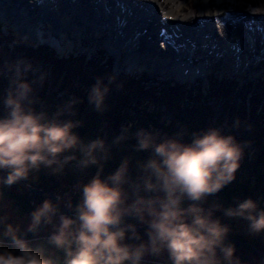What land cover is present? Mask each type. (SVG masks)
Wrapping results in <instances>:
<instances>
[{"label": "clouds", "instance_id": "9594fccd", "mask_svg": "<svg viewBox=\"0 0 264 264\" xmlns=\"http://www.w3.org/2000/svg\"><path fill=\"white\" fill-rule=\"evenodd\" d=\"M252 10L264 11V0ZM0 81V264H243L227 220L264 233L256 198L234 197L227 206L213 199L235 180L249 143L236 134L240 117L171 131L128 121L110 139L88 138L80 132L82 98L49 102L41 94L47 73L28 58L0 60ZM116 82L109 74L90 85L94 112L108 111ZM41 172L77 179L35 204L26 223L14 221L3 189Z\"/></svg>", "mask_w": 264, "mask_h": 264}, {"label": "rangeland", "instance_id": "374dc122", "mask_svg": "<svg viewBox=\"0 0 264 264\" xmlns=\"http://www.w3.org/2000/svg\"><path fill=\"white\" fill-rule=\"evenodd\" d=\"M246 1H248V0H246ZM253 1H255L256 4L258 6H260V0H253ZM186 2L191 3V5H192V3L193 4L195 3L194 0H186ZM240 2H243V0H238V4ZM8 5H9V3L6 4V6H8ZM6 6H4V7L6 8ZM24 7H26L25 10L28 11V9H30L29 3H26L24 5ZM8 10H10V6L8 7V9L6 8V10H4V8L0 9V39H2V40H0L1 41V43H0V48H1L0 49V59H2L1 58L2 55L7 56V54H10L9 53L10 50H7L6 47L9 46V48H10L11 43L14 40H16V41L20 40L19 42H16V44L14 45L15 46L14 49L15 48L17 49L15 58H19V57L27 58L26 54L23 53V50H24L23 48H24V44H26V41H28V46L30 47V49L39 55L38 58H35L36 57L35 55L34 56L29 55L28 59L32 61V59L35 58V61L34 62L32 61L34 63V65L38 69L45 71L47 73V82H46V85L44 86V88L42 89L41 94L49 102H52V103H54L58 99L66 96L68 94H75V95L81 97L82 102L79 105V109H80V114H81L82 118L85 120L84 127H82L80 129V132L82 135H84L88 138H93L96 135H103L106 139H110L115 134H117L120 130V126L114 127L112 124L111 118L106 117V115L104 113L98 114V113L94 112L92 110L91 106L87 103L86 95H85V94H87V91L85 93L84 87H86L88 89L90 87V85L95 81V79L90 78L89 74H87V72H85L84 74H81L78 70L79 65H78L77 61H75L73 63V67L68 65V63H66V61L68 59H66V61L64 60L60 67L57 66V68L61 69L62 72L58 77L55 76L53 78V74H58L57 68L53 66V65H55V63L52 64L49 61L45 62L48 60V59H46L47 54L45 53L44 49L41 47H38L34 41L32 42L29 39H26V40L21 39V38H23V36H21L22 34H19L15 31L16 30L15 26L9 25V23H10L9 17L10 16L6 15L8 13L7 12ZM72 19H74V20L72 21L71 24H68L69 23L68 21L66 23L68 24V27H72V24L74 25L73 26L74 28L71 29L73 32L70 34L68 32L66 36L70 40H73L74 44L80 45L81 47L75 48L74 50L69 49L70 54L71 53L78 54V51H79V52L87 55V57H89V58L91 57L90 58L91 60L92 59L93 60L100 59L99 57L103 58V55L105 57L106 55L109 54V52L107 50L99 51V49H98V48H100V49L103 48L105 38L108 35L101 37V39H97L95 37H97V35H99L102 32L96 31V36L95 37L91 36L89 38L90 34H88L86 32L87 38L84 39L83 36H81V34H78L80 29L77 28V26L75 25V21L77 20V18H70V20H72ZM180 25H181V23H180ZM60 29H62V28H60ZM7 30L9 31L8 34H7ZM51 35H53V37L56 40L57 39L61 40V38H57L54 34H51ZM6 36H7V38H9L11 40V42L8 41V43H6V46H5L2 44V41H4V38ZM79 39L82 40L81 44H79V42H78ZM22 41H24V42L22 43ZM252 45H253V47H252ZM44 46H46V45H44ZM241 46L245 48V50H244L245 53H242L243 54L242 55L243 63H241V66L243 65V67L238 68V67L233 66V68H232V65H233L232 60L233 59L231 57L227 56L226 59L220 60L219 63L217 64V66H215V67L211 66V70H210L211 72L210 73L208 72V81L204 80L203 82L199 81V82H194L192 84H189V83L181 84L179 82H175L176 79L172 80V78H171V80H167V82L168 83L171 82V83L176 84L173 88L169 87L167 85L166 81H164V82L159 81L157 83L159 85L156 88H152V87L147 86V84L151 83V82L156 84V82H154L153 80H156L155 79L156 75H160V73H161V72L157 71V72H159L158 74L154 73L153 75H150V73H152V72H150L149 74L145 73L142 75H138L139 77L143 76V78H142V79H144V83L142 86L143 89L135 88V87H132L130 89L127 78L125 76H122V75H116L117 70L121 69V67H122L121 64L123 63V58L125 55H123L122 60H120L119 63H117L114 67H112V62H113V60H116V58H113V56H111L112 59L108 61L109 65H108L107 70L110 71L111 74L113 73L116 75L117 82L115 85H113V88H112V91L108 97V100H112V99H115L116 97H118L120 91H124L127 89L132 90L135 94L137 93L141 96V97H139V99H137L138 103L136 104L137 108L140 110L141 113L143 111L144 112H147V111L153 112V110H158L157 113L159 114L158 119L160 120V122H163L165 124H167L168 122H173L174 126H178L180 124V122L184 120V118H187V115H191L195 119L199 118L202 121H204L205 123L213 122L214 121L213 119H215L217 116H219V114L222 115L221 117L224 118L225 120H227L229 123H232V121L236 117H240L243 121H245V120L249 119V116H248L249 113L247 114L246 111H243V108H245V106L250 108L251 104H249V102L252 99H256V100L259 99L260 101L258 104H260V105L258 107V110H256L255 112H254V110L251 111L252 115H251L250 119L255 121L256 119L261 118L262 119L261 121H264V109L262 112L259 111L260 108H262V105L264 104V89H263L264 88V46H262V47L258 46V45L255 46L252 40L246 41L245 45L242 44ZM48 49H49V51L54 52L55 55H58L59 57H61V55L69 54V53L66 54V52L65 53L59 52L58 50H57V52L55 50L52 51L51 48H48ZM113 52L115 53L116 57H118V56L121 57L119 50L116 52L113 50ZM89 53H92V55H90ZM63 57L64 56H62L61 58H63ZM241 60H242V58H241ZM260 60H262V61H260ZM259 61H260V63H259ZM240 62H242V61H240ZM118 65L121 67L119 68ZM116 66H118L119 69H117ZM234 68H235V70L239 69V71L238 70L234 71L233 70ZM156 70H158V69H156ZM72 71L74 74L72 73ZM80 74H81V76H80ZM135 74H139V73H135ZM135 74H133V75H135ZM216 75H218L219 79H221L220 77H227V79L229 78V79H231V81H230V83H225L223 86L224 87L223 89H220L219 87L217 88V84H216L217 81L215 79ZM163 76H159V77L163 78V79L169 78L168 75H163ZM257 77L259 78V82L261 83V86L256 81ZM252 81H254V82L251 83ZM62 84L65 86V89L60 87ZM262 85H263V87H262ZM3 87H4V81H0V89H2ZM59 87L61 88V91L58 90ZM77 87H78V89H76ZM72 88L75 89L74 92L71 91ZM154 89L155 90H157V89L164 90L162 92V94L167 93L168 95L165 97H163V96L159 97V95L157 93L155 96L148 95V92H150V93H151V91L154 92L155 91ZM56 90H58L59 92H56ZM224 98L229 100L228 106L233 105L232 108L233 109L238 108L239 111L237 110L234 112V114H232L231 107L225 108L223 105L224 100H225ZM161 103H166L167 105L169 103L170 104L169 107L176 105V108H178L176 110L178 112V119L177 120L173 119L174 117L170 113L169 107L168 106H161L160 105ZM132 104L135 105V102H133ZM234 106H237V107H234ZM190 108H192V109H190ZM182 111L184 113H182ZM236 113H237V115H236ZM129 114L136 116V114L133 113L132 111H130ZM182 117H183V119L181 120ZM207 117H210V121H208ZM179 120H181V121L179 122ZM88 122H90L89 126H87ZM222 122L220 123L221 125H223ZM147 125L152 126L151 123H147ZM257 125H258V123H257ZM262 125L264 126L263 123H262ZM241 126H243V128L246 127L242 123H241ZM256 127H258V126H256ZM156 128H158V127H156ZM258 129H261L262 132H264V128H258ZM261 138H262L261 140L264 141V135ZM131 143H132V141H129V144H131ZM249 149H250V151H253V148H251V147L247 148V151ZM128 150L129 149L127 147L115 149L113 159L111 161H109L108 166L106 168V172L114 170L115 167L118 166L120 156L123 154L124 151H128ZM239 170L242 171V172L240 171L241 174H243V172L245 170H247V167L244 165L243 159L241 161V166L238 169V171ZM92 171H94V169L89 170L88 175H91ZM39 175H40V173H39ZM262 175H264V166L262 167ZM71 179H73L74 181L72 182ZM76 179H77V176L74 175L73 173H69L67 176H65L61 180V183H60L61 192L63 193L65 190L70 188L74 184ZM22 187H25V186H22ZM253 195H256V199L260 202V204L264 203V198H263V196H261L262 194L257 192L256 189H250L248 192H244L241 195L239 193H236L235 196L239 197V198H244V197L253 196ZM3 206L6 207L8 209V211L10 212L11 219H13L14 221L20 222V223H26L27 213L19 210V208H18V206L15 203L13 198L4 197ZM230 223H231L233 228H236V230L242 232V234L248 235V236L254 235V234L249 232L248 227H247V221H245L243 219H231ZM236 249H237L238 256L248 258L250 260L249 263L264 264V260L258 258L256 253L253 254L248 250H243L240 248H236Z\"/></svg>", "mask_w": 264, "mask_h": 264}, {"label": "bare ground", "instance_id": "6f19581e", "mask_svg": "<svg viewBox=\"0 0 264 264\" xmlns=\"http://www.w3.org/2000/svg\"><path fill=\"white\" fill-rule=\"evenodd\" d=\"M96 1L98 0H91V1L81 0L82 2L81 6L83 7L81 9V13L84 12L83 9L87 11L86 8L88 5V2L89 3L91 2V5H93L94 4L93 2H96ZM137 1H138L136 3L137 9L133 13V16L131 18L133 19L136 17L135 18V24H136L137 22L141 21L139 18L143 16V13H145L147 10L152 11L153 9L154 13L152 14H154V16H158L160 19L159 24L162 23L161 27L166 28V33L165 31H163L165 34L163 33L160 34L158 38L159 46H160L159 52L165 53L167 57L172 55L174 58L172 59V61L173 60L175 61L168 62V65L163 66L161 65L162 63H160V61L153 62L152 59L148 57L149 55L147 53L148 52L150 53V51L146 50V51H143L141 54L137 53L136 48L138 46V43L134 40L133 36H131L130 34H128L129 35L128 39L130 40L129 46H125L126 40H123L122 38V39H119V41H117V43L114 45L107 44L106 45L107 47L105 48L109 49L111 53H114L113 50L116 52L119 49H123V48H126L125 50L129 51V52L128 51L126 52L127 54L123 58V63L121 64L122 67L126 66V68H129L131 61L138 60V63L140 64V66L143 65V67L150 69L152 74L159 71L161 72L160 73L161 75H168V77L176 76V78H178L180 82L188 83V82L196 81L197 78L205 74L209 70V67L211 66V64L214 63V58L212 57V55H210L211 52L210 51L205 52L206 54L204 56V61L206 62V66H204V71L202 73L197 68V65L194 66L190 61H188L187 59H184L185 57L182 52L184 50L191 51L188 47H190L192 43H190L189 41H193V40L196 41V39H194L195 38L194 35L198 33L199 36L203 37L204 32L208 31L209 33V30L213 32L212 31L213 29L212 28H209L208 30L201 29L200 26L198 25H197L198 26L197 29H194V27L193 28L191 27L190 28L191 31L187 30V34L189 33V37H191L192 39H188L189 37L186 38L187 34L184 35V37L186 38L185 40L189 43L186 46L184 45L185 40L184 41L182 40L183 36L181 35L183 34L180 35V33H177V31L175 30L172 24L175 21H184L190 24H194L198 18L206 17L208 19L206 26L209 25V27L211 26L212 23L215 22V26L218 27V29L215 27V29L218 31V32L216 31L217 33L214 30L216 34V39L220 42L222 40V43H220L219 46L223 47V40L226 43L225 51H223V49L222 50L215 49V50L222 52L220 54L224 55L226 58L227 56H229L233 60H238V62L242 61L241 63H243V57L241 55L242 54L241 51L243 50V47L241 46V50H240V47L236 46L238 43L234 41L233 39L239 38L240 36L244 35L249 41L251 40L256 41L258 39L257 38L258 35H256V33H258V31L264 33L263 32L264 30L261 27V25H264V23L260 22V19H261L260 15H264V11H253L252 10L253 8L258 7L256 2L253 0H248L249 2L246 0H243L245 1L244 6L246 7V9L249 10V12L252 15L254 14L253 15L254 18H257L253 22H249V23H240V22H235V21L233 22L231 21L232 19L229 16V14L225 12V9L235 8V6L239 9H242L240 7V3L238 4V0H194L195 3L194 4L192 3V5L191 3L186 2V0H137ZM26 3H29L30 9H28V11H26L25 8L23 9L25 12L30 13L31 15L37 14L38 17H40L39 15H41V13L45 15L46 13H48V11H50L52 14L57 15L56 17L61 19L63 22L67 21L68 18L70 17L72 18V15L70 12V1L69 0H23V3L20 4V6L21 5L24 6ZM6 4H8V2L1 3L0 8L6 6ZM31 11H34V12L31 13ZM152 14L150 13V15ZM24 16L22 17L21 14L20 15L18 14V15H14L15 19L12 17L9 18V21H10L9 25L15 26V29H16L15 31L19 34H22V36L28 35L29 38L34 39V41H38V38L40 40L46 39L48 43L50 44H52L53 42H58V46L56 47L58 48L60 52H64V53L68 52L69 49H71V47H74V46H77L78 48H80L79 45L74 44L73 40H70L66 36L68 32L69 34L73 32L71 30L74 28L73 24H72V27H68V24L63 25V28L57 31L58 36H56L57 38H61V40L59 39L56 40L52 35H50L49 37L47 36L49 29L51 27V22H47L43 20H39L38 22L32 21L31 24L33 25V27L29 28L30 25H26L27 23L23 19ZM86 18H88V16ZM132 23H133V20H132ZM135 24L133 23L134 26ZM129 28H132V24L128 21L124 28V32L127 33L129 31ZM36 30H37V33H35ZM174 30L176 31V33ZM152 33L157 34V29L156 28L152 29ZM101 34L102 33L97 35V37L101 38L104 36ZM175 34L177 35V37H175ZM36 35L38 36L36 37ZM151 36L155 40L153 35ZM213 37H215L214 34H213ZM108 41L110 42L111 39H108ZM263 41H264V38H263ZM205 43L206 41L199 42L198 46L199 47L201 46V48L208 47L209 46L208 43L207 44ZM229 49L231 50V52H229ZM220 54H217V55L220 56ZM240 67L241 65L238 68ZM205 77H207L206 74H205Z\"/></svg>", "mask_w": 264, "mask_h": 264}, {"label": "trees", "instance_id": "16d2710c", "mask_svg": "<svg viewBox=\"0 0 264 264\" xmlns=\"http://www.w3.org/2000/svg\"><path fill=\"white\" fill-rule=\"evenodd\" d=\"M17 42H19V41H17ZM0 43H1V41H0ZM15 44L16 43L14 42V45ZM14 45L12 48L6 47L7 50H10V52H9L10 54H7V56L2 55L1 56L2 59H0V60H8V59H14L15 58L17 49L16 48L14 49V47H15ZM23 49H24L23 53L26 54L27 58L29 55H31V56L35 55L36 56L35 58L39 57L38 54H36L34 51H32L30 49V47L28 46V43L24 44ZM45 53L47 54L46 59H48L45 62L49 61L52 64L55 63V65H53V66L56 68H57V66L58 67L61 66L64 59L56 58L52 53L48 52L47 50L45 51ZM35 58L32 59L33 62L35 61ZM75 61L78 62L79 72L81 74H84L85 72H87V74H89L90 78L96 79L98 76H107V75L111 74L106 69V65H102L101 63H98V60L96 62H92V61H85L82 57H79V58L69 57V59L66 61V63H68V65L73 67V63ZM57 70H58V74H53V78L55 76L58 77L62 72L61 69L57 68ZM72 73H73V71H72ZM81 74H80V76H81ZM127 80H128V84H129L130 89L132 87L143 89L142 88L143 85L139 83L140 82L139 80H130V79H127ZM224 84L225 83H223V82L217 83V88L219 87L220 89H223ZM60 87L65 89V86L63 84ZM60 87L58 88L59 91H61ZM76 89H78V87ZM84 89H85V93H86V91H88V89L86 87H84ZM58 90H56V92H59ZM74 90H75L74 88L71 89L72 92H74ZM163 91L164 90H158L157 91V92H159L158 93L159 97H162V96L165 97L168 95L167 93L162 94ZM85 95L87 96V94H85ZM148 95L155 96L156 92L155 91L154 92L151 91V93L148 92ZM139 97H141L139 94H137V93L135 94L132 90L127 89L124 91H120L118 97H116L115 99L108 100V111H106L104 114L106 115V117L111 118V121H112V124L114 127L121 126L122 123H125L128 121H132V122H135L136 124H140V125H147V123H151L152 126L158 127L163 131H171L176 127V126H174L173 122H168L167 124L160 122V120L158 119V115H159L157 113L158 110H153V112H148V111L144 112L143 111L141 113L140 110L137 108V105H136L138 103L137 99H139ZM224 99H225L224 103H223L224 107L225 108L231 107L232 114H234V112L237 111L238 108L233 109L232 108L233 105L228 106L229 100L226 98H224ZM259 101H260L259 99H257V100L252 99L249 102V104H251L250 108L246 107V106H245V108H243V111H246L247 114L249 113V115H248L249 119H247L245 121H243L241 119L242 124L244 126H246L247 128L246 127L243 128V126H240L238 129L235 130L237 136L240 139L249 141V143H247L245 146V155L243 157L244 165L247 167V170H245L243 172V174L240 173L241 170L237 171L235 180L232 183H230L229 185H227L220 193L217 194L216 197L213 198V199H218L220 201H223V203L226 206L234 203V197H236L235 196L236 193H239L241 195L244 192H248L250 189H256V191L261 193L262 194L261 196H263V198H264V175H262V167L264 166V141L261 140L262 139L261 137L264 135V132H262L261 129H258V128H264V126L262 125V123L264 124V121H261L262 120L261 118L260 119L255 118L256 119L255 121L250 119L251 115H252L251 111L254 110V112H255L256 110H258ZM133 102H135V105L132 104ZM160 105L169 107L170 104L168 103V105H167L166 103H161ZM234 107H237V106H234ZM169 109H170V113L174 117L173 119L177 120L178 119V112L176 110L178 108H176V105L170 106ZM190 109H192V108H190ZM263 109L264 108L262 106V108H260L259 111L262 112ZM130 111L135 113L136 116L129 114ZM182 113H184V112L182 111ZM236 115H237V113H236ZM221 116L222 115L219 114V116H217L215 119H213L214 120L213 122L220 124L223 121L222 124L225 126L231 124L227 120L222 118ZM207 118H208V121H210V117H207ZM182 119H183V117L181 118V120ZM181 120H179V122ZM213 122H211V123H213ZM208 123H205L204 121H202L199 118L195 119L191 115H187V118H184V120L180 122V124H186L192 129L202 128V127L208 125ZM257 123H258V125H257ZM89 125H90V122L87 123V126H89ZM256 126H258V127H256ZM249 147L253 148V151H250V149L247 151V148H249ZM71 181L73 182L74 180L71 179ZM26 183L30 184L32 187H35V188H39V189H42L45 191H47V190L51 191L56 195L58 193H62L61 189H60L61 180H57L56 178L49 177L44 172L40 173L38 178H30L29 180L26 181ZM3 192H4V197L13 198L15 203L17 204L19 210H21L22 212H25V213H28V211L35 204H37L38 202H40V200H42L44 198L40 194H35V193L28 191V189H26L25 187H22L19 183L12 186V187L4 188ZM251 197L256 198V195H253ZM260 205L262 207H264V203L260 204ZM227 222L230 223L231 220H227ZM230 237L233 238L231 240L234 241L236 248L248 250L251 253L255 254V252H253V250H251L247 245H245L242 242V241H248L251 244H253L254 246H256L257 248H259L260 250H262V252L264 253V233L254 234L253 236L252 235L248 236V235L242 234V232H240V231L236 230V228L232 227V233H231ZM240 258L242 259L243 264H255V263H249L250 260L246 257H240ZM258 258H260V257L258 256Z\"/></svg>", "mask_w": 264, "mask_h": 264}, {"label": "water", "instance_id": "95a60500", "mask_svg": "<svg viewBox=\"0 0 264 264\" xmlns=\"http://www.w3.org/2000/svg\"><path fill=\"white\" fill-rule=\"evenodd\" d=\"M20 185L25 186L28 191L35 193V194H40L43 197H51L53 199H55L56 194H54L51 191H45L39 188H35L30 186V184L28 185V183H26L25 181H21L19 182ZM230 239H233L232 237H230ZM245 245H247L251 250H253V252H255L257 254V256H259L262 260H264V253L262 252V250H260L259 248H257L256 246H254L253 244H251L248 241H242Z\"/></svg>", "mask_w": 264, "mask_h": 264}]
</instances>
